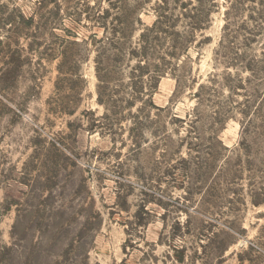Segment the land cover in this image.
Listing matches in <instances>:
<instances>
[{
    "label": "rangeland",
    "instance_id": "obj_1",
    "mask_svg": "<svg viewBox=\"0 0 264 264\" xmlns=\"http://www.w3.org/2000/svg\"><path fill=\"white\" fill-rule=\"evenodd\" d=\"M202 1L144 45L150 98L161 0H0V264H264V0L173 56Z\"/></svg>",
    "mask_w": 264,
    "mask_h": 264
},
{
    "label": "trees",
    "instance_id": "obj_2",
    "mask_svg": "<svg viewBox=\"0 0 264 264\" xmlns=\"http://www.w3.org/2000/svg\"><path fill=\"white\" fill-rule=\"evenodd\" d=\"M175 3H177V0H174ZM182 6V5H181ZM215 7V0H203L202 4L200 6V9H198L197 13L194 14V10L197 8H193L192 12L189 13V15L183 14V17L185 19H190V23H188L189 29H191L188 32H185L183 34L179 35L180 41L177 42V46H173L174 51L172 55H178L179 52H183L184 50H187V47L189 43L192 41V39L195 37V33L198 30H202L209 22H210V16L212 14V11ZM173 7H171L170 0H161V2L158 5V10H157V19L153 23L151 27H146L143 33L141 34V44H139V50H136L134 48L130 49V54L132 57H137V60L140 61V65L137 68H141V76L148 75L149 78V83L148 87H144V91L148 90L149 97L154 95L155 91L158 89L160 79L162 78V69L159 65H153V69H151V64L148 63L150 55L146 53L145 46L144 45H151V44H156L158 41L163 40L166 37H171L173 29L176 27L175 24V16L171 13ZM185 11H188L189 8L188 6H182ZM138 21H140L138 19ZM133 23V22H132ZM130 24L128 25H132ZM117 33L122 34V38L124 40L129 39V35L126 34L127 28H121V30L116 29ZM131 34V33H130ZM114 42V39H113ZM119 43V42H117ZM123 44V43H119ZM119 51L124 48L122 47H116ZM108 58L107 55L105 54H99L96 56V63H97V75L99 78V96L98 99L100 102H103L102 100V88L105 87L106 84H108V81L106 80V75L107 71L109 70L108 67H102L104 66V60ZM143 63V64H141ZM101 65V66H100ZM102 84H104L102 86ZM146 92V91H145ZM153 104V103H152Z\"/></svg>",
    "mask_w": 264,
    "mask_h": 264
}]
</instances>
